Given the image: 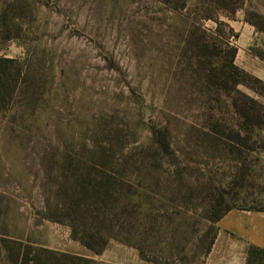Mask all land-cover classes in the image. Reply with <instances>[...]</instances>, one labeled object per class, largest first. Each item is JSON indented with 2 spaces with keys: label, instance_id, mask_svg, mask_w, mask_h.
<instances>
[{
  "label": "rangeland",
  "instance_id": "rangeland-1",
  "mask_svg": "<svg viewBox=\"0 0 264 264\" xmlns=\"http://www.w3.org/2000/svg\"><path fill=\"white\" fill-rule=\"evenodd\" d=\"M262 77L264 0H0V264H203L264 209Z\"/></svg>",
  "mask_w": 264,
  "mask_h": 264
},
{
  "label": "crops",
  "instance_id": "crops-1",
  "mask_svg": "<svg viewBox=\"0 0 264 264\" xmlns=\"http://www.w3.org/2000/svg\"><path fill=\"white\" fill-rule=\"evenodd\" d=\"M252 245L264 249V211L231 209L217 222V235L203 264H246Z\"/></svg>",
  "mask_w": 264,
  "mask_h": 264
},
{
  "label": "trees",
  "instance_id": "trees-1",
  "mask_svg": "<svg viewBox=\"0 0 264 264\" xmlns=\"http://www.w3.org/2000/svg\"><path fill=\"white\" fill-rule=\"evenodd\" d=\"M236 48H234L232 56L234 57L236 55ZM257 81L262 82L261 79L256 78ZM234 209V208H229L227 209L225 212H223L222 214H220L219 216H217L216 221L218 222L224 215L225 213H227L229 210ZM241 209H253V210H261L264 211V209H255V208H241ZM217 235V231L216 234L214 235V237L212 238L205 257L207 256V254L209 253V251L211 250V247L214 243L215 237ZM81 242L89 249L93 250V251H97L98 249L94 248V246L87 242L85 239L81 238ZM29 247V246H27ZM40 251H37L33 256H29V251L26 249V251L24 252L23 256H22V264H43L42 261V255L40 254L42 251L44 253H48L51 257H55L57 260V264L61 261H64V259H70V260H74V261H78L79 263H90L93 262L92 259L87 258V257H83V256H79V255H75V254H70L67 252H60V251H56V250H49L46 248H40ZM100 250V249H99ZM45 260V259H44ZM264 261V249L260 248L258 246L252 245L249 249L248 252V258H247V263L246 264H257L258 262L260 264H263ZM47 264H52V262H48Z\"/></svg>",
  "mask_w": 264,
  "mask_h": 264
}]
</instances>
